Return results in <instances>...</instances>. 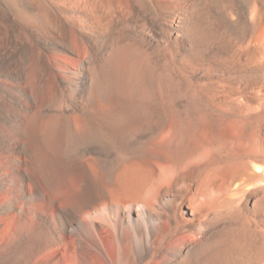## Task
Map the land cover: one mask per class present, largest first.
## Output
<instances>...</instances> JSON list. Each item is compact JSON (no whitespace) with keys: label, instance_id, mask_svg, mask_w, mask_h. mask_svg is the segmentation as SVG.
<instances>
[{"label":"bare ground","instance_id":"6f19581e","mask_svg":"<svg viewBox=\"0 0 264 264\" xmlns=\"http://www.w3.org/2000/svg\"><path fill=\"white\" fill-rule=\"evenodd\" d=\"M11 2L0 264H264V0Z\"/></svg>","mask_w":264,"mask_h":264},{"label":"rangeland","instance_id":"374dc122","mask_svg":"<svg viewBox=\"0 0 264 264\" xmlns=\"http://www.w3.org/2000/svg\"><path fill=\"white\" fill-rule=\"evenodd\" d=\"M15 1V0H11ZM10 0H0V5H6L7 3H12ZM6 2V3H5ZM3 228L0 229V233L2 232Z\"/></svg>","mask_w":264,"mask_h":264}]
</instances>
